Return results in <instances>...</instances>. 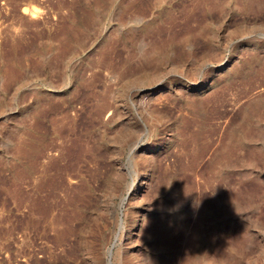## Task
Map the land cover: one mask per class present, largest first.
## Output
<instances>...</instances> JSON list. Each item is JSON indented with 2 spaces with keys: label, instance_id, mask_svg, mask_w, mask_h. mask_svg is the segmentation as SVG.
Returning <instances> with one entry per match:
<instances>
[{
  "label": "rangeland",
  "instance_id": "rangeland-1",
  "mask_svg": "<svg viewBox=\"0 0 264 264\" xmlns=\"http://www.w3.org/2000/svg\"><path fill=\"white\" fill-rule=\"evenodd\" d=\"M0 264H264V0H0Z\"/></svg>",
  "mask_w": 264,
  "mask_h": 264
}]
</instances>
